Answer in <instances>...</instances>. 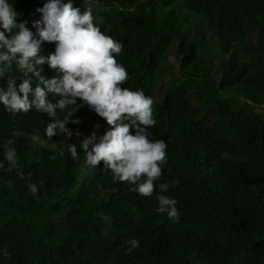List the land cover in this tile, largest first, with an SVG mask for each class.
I'll use <instances>...</instances> for the list:
<instances>
[{"label": "trees", "instance_id": "1", "mask_svg": "<svg viewBox=\"0 0 264 264\" xmlns=\"http://www.w3.org/2000/svg\"><path fill=\"white\" fill-rule=\"evenodd\" d=\"M8 2L22 22L47 0ZM72 2L123 45L115 54L128 73L121 87L153 99L149 139L167 144L154 183L179 184L143 197L103 162L88 165L83 139L110 125L79 99L70 139L59 130L47 138L52 120L34 107L14 116L0 103V161L15 148L23 173L6 162L0 169V264H264V0ZM26 27L36 33L33 22ZM55 48L43 42L40 55ZM39 68L45 79L62 76L47 63ZM9 76L18 89L24 77L15 64L0 88ZM29 76L35 89L39 80ZM160 194L177 201V221L156 211ZM131 239L139 248L129 253L123 242Z\"/></svg>", "mask_w": 264, "mask_h": 264}, {"label": "clouds", "instance_id": "2", "mask_svg": "<svg viewBox=\"0 0 264 264\" xmlns=\"http://www.w3.org/2000/svg\"><path fill=\"white\" fill-rule=\"evenodd\" d=\"M36 11L42 14V19L33 23L34 34L26 27L27 21L18 22V13L13 5L8 0H0V27L3 29L0 31V78L9 73L13 64L24 77L18 89L15 78L7 77V90L0 88V103L4 108L15 116L21 112L28 113L34 107L52 120L46 126L47 138L52 139L59 130L70 139L73 133L66 125L70 121L80 123L72 117L82 105L71 109L70 106L77 105L79 99L110 125V130L103 136L98 138L93 132L83 139L81 149L86 153L88 165L96 167L103 162L115 178L132 185L129 191L143 197H150L157 187L164 193L177 186L178 179H173L171 184L154 183L161 177L162 165L167 162V144L163 140L153 142L149 139L147 129L157 123L153 99L142 90L121 87L127 82L128 73L117 62L115 54L122 52L123 45L100 30L90 9L81 14L72 0H47ZM6 33L11 35L6 36ZM43 42H55V52L48 56L40 55ZM45 63L52 69H58L62 76L45 79L41 74L43 68L37 69L38 65ZM30 73L39 80L35 89L32 88ZM162 82L158 87H162ZM49 94L59 99L51 102ZM132 128H135V134H132ZM75 135L81 134L77 132ZM37 138L36 135L32 137L33 140ZM6 143L12 145L14 141L9 139ZM68 151L73 159L78 158L75 144H70ZM59 155H64L63 150ZM5 162L7 171L17 169V175L23 178L15 148H5V161H0V169H5ZM29 190L38 198L36 184H30ZM157 199L159 206L156 211L166 212L169 218L177 221L181 215L176 207L177 201L163 194ZM123 243L130 245L129 253L139 248L136 239ZM3 255L8 258L7 249Z\"/></svg>", "mask_w": 264, "mask_h": 264}, {"label": "rangeland", "instance_id": "3", "mask_svg": "<svg viewBox=\"0 0 264 264\" xmlns=\"http://www.w3.org/2000/svg\"><path fill=\"white\" fill-rule=\"evenodd\" d=\"M42 19V14L39 12V13H37V12H33V13H29L28 15H27V17H26V21H27V23H30V22H35V21H37V20H41ZM192 22V21H191ZM171 48H175V45L172 43L171 44V46L169 47V50H171ZM171 58L173 57V56H170ZM172 60H173V58H172ZM163 84H165V81L163 80V82H162ZM157 89V88H156ZM158 89H161L160 87H158Z\"/></svg>", "mask_w": 264, "mask_h": 264}]
</instances>
